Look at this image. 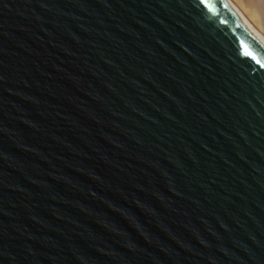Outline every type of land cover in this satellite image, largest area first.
Segmentation results:
<instances>
[{
	"label": "water",
	"instance_id": "obj_1",
	"mask_svg": "<svg viewBox=\"0 0 264 264\" xmlns=\"http://www.w3.org/2000/svg\"><path fill=\"white\" fill-rule=\"evenodd\" d=\"M0 264H264V45L225 0H0Z\"/></svg>",
	"mask_w": 264,
	"mask_h": 264
},
{
	"label": "bare ground",
	"instance_id": "obj_2",
	"mask_svg": "<svg viewBox=\"0 0 264 264\" xmlns=\"http://www.w3.org/2000/svg\"><path fill=\"white\" fill-rule=\"evenodd\" d=\"M264 45V0H225Z\"/></svg>",
	"mask_w": 264,
	"mask_h": 264
}]
</instances>
